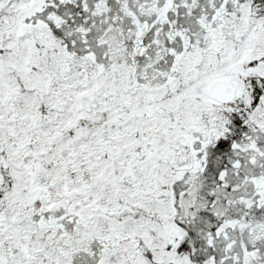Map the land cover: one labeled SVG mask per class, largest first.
<instances>
[{
	"label": "snow or ice",
	"instance_id": "1",
	"mask_svg": "<svg viewBox=\"0 0 264 264\" xmlns=\"http://www.w3.org/2000/svg\"><path fill=\"white\" fill-rule=\"evenodd\" d=\"M0 264H264V0H0Z\"/></svg>",
	"mask_w": 264,
	"mask_h": 264
}]
</instances>
